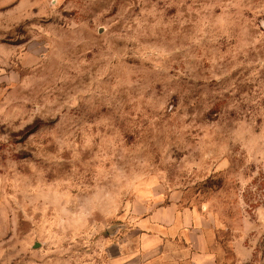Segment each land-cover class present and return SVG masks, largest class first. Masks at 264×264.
<instances>
[{
  "label": "rangeland",
  "instance_id": "obj_1",
  "mask_svg": "<svg viewBox=\"0 0 264 264\" xmlns=\"http://www.w3.org/2000/svg\"><path fill=\"white\" fill-rule=\"evenodd\" d=\"M171 204L264 264V0H0V264H147Z\"/></svg>",
  "mask_w": 264,
  "mask_h": 264
},
{
  "label": "crops",
  "instance_id": "obj_2",
  "mask_svg": "<svg viewBox=\"0 0 264 264\" xmlns=\"http://www.w3.org/2000/svg\"><path fill=\"white\" fill-rule=\"evenodd\" d=\"M178 209L171 204L154 211L156 229L142 234L141 255L147 264H210L212 255L203 230L196 227L194 209L182 206L181 213ZM176 224L180 226L177 230L171 227Z\"/></svg>",
  "mask_w": 264,
  "mask_h": 264
}]
</instances>
